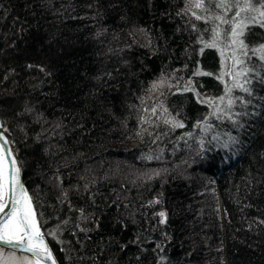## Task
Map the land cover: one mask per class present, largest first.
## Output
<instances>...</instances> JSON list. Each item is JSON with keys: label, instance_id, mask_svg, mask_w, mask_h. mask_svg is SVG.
<instances>
[{"label": "trees", "instance_id": "obj_1", "mask_svg": "<svg viewBox=\"0 0 264 264\" xmlns=\"http://www.w3.org/2000/svg\"><path fill=\"white\" fill-rule=\"evenodd\" d=\"M217 2L0 0V117L60 264H264V27L244 55Z\"/></svg>", "mask_w": 264, "mask_h": 264}, {"label": "snow or ice", "instance_id": "obj_2", "mask_svg": "<svg viewBox=\"0 0 264 264\" xmlns=\"http://www.w3.org/2000/svg\"><path fill=\"white\" fill-rule=\"evenodd\" d=\"M194 8L204 9V0H195L193 5ZM218 9H223V12L226 14L228 12L234 11V15L231 19H227L224 14L216 16L215 19L219 20L223 24L230 26L227 35L230 37V43L232 45H238L240 49L245 50L244 55H247V46L244 44L241 37L244 35L245 29L249 25L259 24L261 27H264V0H218L215 5ZM192 15L196 19H204L192 12ZM219 26H217L218 29ZM219 31H213V41L210 44H206V47H216V41L219 39ZM252 51L262 53L260 58L264 59V45H261L259 49H252ZM240 63L239 60L236 61ZM235 87L242 88L243 91L249 92V89L243 85L237 84ZM232 89L227 88L224 96L219 97L220 104H224L226 97H230ZM212 106L216 104V101H205ZM237 101L233 98H228L226 107L216 106L215 111L211 115H215L217 119H231L230 110ZM155 112V109H153ZM207 121V118H205ZM166 123L168 121H165ZM174 126L183 127L182 124H175ZM2 127V126H0ZM210 126L205 128V131L208 130ZM191 135V133H189ZM2 137V133H0ZM217 139V137H213ZM229 141L235 143V137H229ZM5 143H7L5 141ZM203 143V142H201ZM222 148H228L229 144L227 142L221 145ZM4 160L5 156L0 155V213H5V209L8 208L9 202L5 200V170H4ZM12 167L15 169L14 172H10L7 185L9 186L10 196L9 200L13 205H18V207H13L12 211L7 213V218L0 222V243L5 245H14L18 248L24 249L34 257L39 259L41 257L46 259H52L51 251L48 248L44 240V233L41 232L39 222L36 218V213L33 208L31 197H29L23 186L19 182V168H15L16 161H11ZM19 185L20 198H16V186ZM161 217L165 214L160 213ZM48 235H54V233L49 232ZM3 253L0 251V256ZM14 256V253L12 254ZM28 260V258H25ZM0 264H3V261H0ZM28 264H32L31 260H28ZM52 264H55V260L52 259Z\"/></svg>", "mask_w": 264, "mask_h": 264}, {"label": "water", "instance_id": "obj_3", "mask_svg": "<svg viewBox=\"0 0 264 264\" xmlns=\"http://www.w3.org/2000/svg\"><path fill=\"white\" fill-rule=\"evenodd\" d=\"M0 126H2V127H0V133H2V137H0V145H1V148L4 152V156H5L6 161H7L8 179H9L10 172L15 171V169L12 167V164H11V161L15 160L16 161L15 168H19V177H18L19 182L23 186V188L25 189L26 194L28 195L26 188L24 186V183H23V171H22V166H21L20 160H19L18 155L15 151V148L13 146V143H12V140L9 136L7 128L5 127L1 117H0ZM5 141L7 143H5ZM9 196H10V191H9V186H8V202H9V205H8V208L5 209V213H0V222H3L7 218V213L11 212L13 207H18V205H13L10 202ZM16 198H17V200H19V198H20L19 185L16 186ZM40 230H41V228H40ZM44 240H45V243L47 244L48 248L51 251L52 259L55 260V264H60V262L58 261L52 247L50 246L49 242L47 241L45 235H44ZM0 247L3 249H7V250L14 251V252L25 254V255L29 256L34 262H39L41 264H52V259H46V258L41 257L38 261L37 258L32 255V253H30L24 249L18 248L14 245H5V244L0 243Z\"/></svg>", "mask_w": 264, "mask_h": 264}, {"label": "rangeland", "instance_id": "obj_4", "mask_svg": "<svg viewBox=\"0 0 264 264\" xmlns=\"http://www.w3.org/2000/svg\"><path fill=\"white\" fill-rule=\"evenodd\" d=\"M2 251L3 255L0 256V261H3V264H28V260H31L32 264H35V262L27 255L18 253V252H11L8 253L6 251ZM14 253V256L12 255ZM25 258H28L26 260Z\"/></svg>", "mask_w": 264, "mask_h": 264}, {"label": "bare ground", "instance_id": "obj_5", "mask_svg": "<svg viewBox=\"0 0 264 264\" xmlns=\"http://www.w3.org/2000/svg\"><path fill=\"white\" fill-rule=\"evenodd\" d=\"M0 155L4 156V152H3L2 148H1V145H0ZM4 170H5V181H6L5 200L8 201V185H7V181H8V166H7L6 158L4 160ZM35 264H41V263L35 262Z\"/></svg>", "mask_w": 264, "mask_h": 264}]
</instances>
